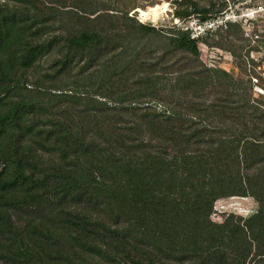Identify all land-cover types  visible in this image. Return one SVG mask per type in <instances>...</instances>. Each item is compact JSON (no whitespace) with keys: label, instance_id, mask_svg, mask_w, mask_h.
Returning a JSON list of instances; mask_svg holds the SVG:
<instances>
[{"label":"trees","instance_id":"obj_1","mask_svg":"<svg viewBox=\"0 0 264 264\" xmlns=\"http://www.w3.org/2000/svg\"><path fill=\"white\" fill-rule=\"evenodd\" d=\"M137 8L0 0V264H264V98L245 73L199 72L210 31ZM234 196L257 210L214 222Z\"/></svg>","mask_w":264,"mask_h":264},{"label":"rangeland","instance_id":"obj_2","mask_svg":"<svg viewBox=\"0 0 264 264\" xmlns=\"http://www.w3.org/2000/svg\"><path fill=\"white\" fill-rule=\"evenodd\" d=\"M137 9L130 13L139 22L152 25L167 32L170 29H189L193 35L196 17L188 20L176 18V9H185L191 2L200 8H225L222 19L212 31L206 43L200 42L199 72L206 68H220L246 79L252 78L253 95L264 98V0H189L188 3L174 4L166 0H133ZM139 9V10H138ZM136 12V13H135ZM203 37H207L204 34ZM219 45H223L221 48ZM234 51L246 56L248 72H241L237 67ZM249 55V56H248ZM53 59V58H52ZM49 65V60L47 61ZM202 67L200 68V66ZM249 75V76H248ZM213 97V95H212ZM258 203L251 197H229L215 202L211 219L222 223L229 214L244 218L252 215Z\"/></svg>","mask_w":264,"mask_h":264},{"label":"built area","instance_id":"obj_3","mask_svg":"<svg viewBox=\"0 0 264 264\" xmlns=\"http://www.w3.org/2000/svg\"><path fill=\"white\" fill-rule=\"evenodd\" d=\"M220 18L221 17H219V18H217L215 20H212V21H206L204 23H200V22L199 23H196L195 24V31H197V33L199 32V34H197V35L191 34L192 35V38L197 39L199 37H203L204 34H207L209 31H212L213 28L217 24H219V22L220 23L222 22L221 24H223V21Z\"/></svg>","mask_w":264,"mask_h":264}]
</instances>
